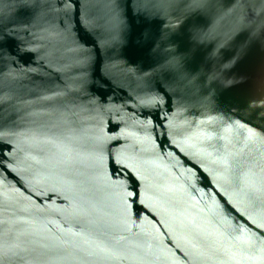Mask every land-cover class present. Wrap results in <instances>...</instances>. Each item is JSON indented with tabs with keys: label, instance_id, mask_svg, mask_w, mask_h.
I'll list each match as a JSON object with an SVG mask.
<instances>
[{
	"label": "water",
	"instance_id": "1",
	"mask_svg": "<svg viewBox=\"0 0 264 264\" xmlns=\"http://www.w3.org/2000/svg\"><path fill=\"white\" fill-rule=\"evenodd\" d=\"M0 264H264V0H0Z\"/></svg>",
	"mask_w": 264,
	"mask_h": 264
}]
</instances>
